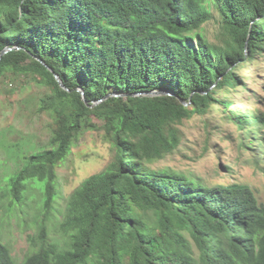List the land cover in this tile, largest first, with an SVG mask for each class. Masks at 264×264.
I'll list each match as a JSON object with an SVG mask.
<instances>
[{
    "label": "trees",
    "instance_id": "16d2710c",
    "mask_svg": "<svg viewBox=\"0 0 264 264\" xmlns=\"http://www.w3.org/2000/svg\"><path fill=\"white\" fill-rule=\"evenodd\" d=\"M212 20L214 41L202 32ZM263 57L264 0H0V96L9 75L26 77L52 118L46 144L0 129L16 162L0 210L33 228L21 259L0 234V264H264V207L248 184L153 165L180 145V124L215 106L264 128L261 108L230 109L247 89L240 69ZM93 129L113 160L59 209L58 168Z\"/></svg>",
    "mask_w": 264,
    "mask_h": 264
},
{
    "label": "rangeland",
    "instance_id": "374dc122",
    "mask_svg": "<svg viewBox=\"0 0 264 264\" xmlns=\"http://www.w3.org/2000/svg\"><path fill=\"white\" fill-rule=\"evenodd\" d=\"M218 25L215 20L206 23L202 32L215 40ZM247 89L239 91L232 99L230 109L241 111L253 106H264L252 101V90L264 86V57L253 60L240 69ZM0 129H8L11 143L29 140L30 143L46 144L50 137L49 113L36 110L35 99L44 91L30 83L26 77L9 75L1 85ZM261 92V91H260ZM264 95V92H261ZM101 125V121H97ZM181 142L173 154L155 162L154 166L167 167L182 172L206 184H248L264 207V160L256 164L253 155L264 153V128L255 122L239 128L221 106L203 116L195 115L179 125ZM255 132V133H254ZM254 133V134H253ZM255 135V136H254ZM242 136L244 138H242ZM112 144L105 138L104 130H87L75 143L71 153L58 168L59 196L57 207L63 209L68 196L90 175L106 170L113 160ZM14 157L0 148V178L15 168ZM0 210V234L8 241L14 254L23 258L30 250L29 234L33 228L22 221V214L14 209L10 213Z\"/></svg>",
    "mask_w": 264,
    "mask_h": 264
},
{
    "label": "water",
    "instance_id": "95a60500",
    "mask_svg": "<svg viewBox=\"0 0 264 264\" xmlns=\"http://www.w3.org/2000/svg\"><path fill=\"white\" fill-rule=\"evenodd\" d=\"M9 49H11V48L9 47V48L4 49V50L2 51V53L7 52ZM56 77H57V79L60 81V79L58 78L57 75H56ZM81 92L84 93L82 89H81ZM150 93H151V94H163V93H171V92H170V91H155V92H150ZM110 95H118V93H116V92H110V93H108V94L106 95V97H107V96H110ZM96 102H97V101H96ZM183 103L186 104V105H188V102L183 101Z\"/></svg>",
    "mask_w": 264,
    "mask_h": 264
}]
</instances>
